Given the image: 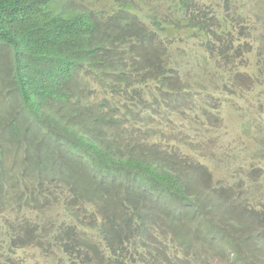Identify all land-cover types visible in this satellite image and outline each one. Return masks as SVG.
<instances>
[{"label": "trees", "instance_id": "1", "mask_svg": "<svg viewBox=\"0 0 264 264\" xmlns=\"http://www.w3.org/2000/svg\"><path fill=\"white\" fill-rule=\"evenodd\" d=\"M171 1L177 18L163 20L141 0H0L21 102L0 117V207L25 212L8 218V254L264 264V154L239 168L220 140L223 104L264 85L233 47L246 33L262 57L264 0ZM5 144L22 161L7 166Z\"/></svg>", "mask_w": 264, "mask_h": 264}, {"label": "rangeland", "instance_id": "2", "mask_svg": "<svg viewBox=\"0 0 264 264\" xmlns=\"http://www.w3.org/2000/svg\"><path fill=\"white\" fill-rule=\"evenodd\" d=\"M67 1L74 2L73 5L75 6L78 4L91 5L96 2V0H66V2ZM141 2L149 5V8L145 9L146 16H149V10L155 7L153 10L160 11L161 15L164 17L162 18L163 20L168 18H177V15L173 13L177 12L178 8L171 0H141ZM200 2L201 4H206L213 7L214 5H218L219 1L200 0ZM177 14L179 17L181 16L179 12ZM230 30L231 27L229 31ZM234 34L235 45H233V47L236 50L240 49V52H243L242 54L245 55V59L252 66V68H250V65L248 64L246 68L242 69V72L249 73L253 69L258 70L256 71L257 75H259L261 71L264 72V53L262 57H258L256 50L250 48V46L253 47L256 44L255 37L254 39L249 38L246 33H243L242 36H236L238 32L236 33L235 31ZM263 46L261 45L260 48L264 50ZM13 67V53L11 49L8 46L0 44V117H4V119L8 118L9 115L16 111V105L21 107V102L16 96L15 91L11 93L9 98V87H11L10 79L13 74ZM251 74L255 76L254 71L251 72ZM261 92H264V85L253 87L251 91L245 90V95L235 102V106L225 102V99L223 98L225 103L223 104L224 106L220 115L222 118L221 128L223 134L222 138L220 139L221 145L228 151H234L236 155L241 158L238 162L239 168L241 164L244 163V161L251 160L250 158H247V156L251 155L252 157V154L258 151H261L264 154V148L260 149V146L256 145V141L258 142V140H262L264 138V133L258 134L259 125H262L264 129V98H259V94ZM239 95H241V93H239ZM247 122H250L251 127L246 126ZM5 145L8 150L13 148L10 145ZM13 149L14 154L10 156L8 154L4 155V160L6 158L7 166L10 167L14 163V159L17 161H22L24 156L22 155V152H24L22 147H18L19 150L17 148ZM254 162L258 163L259 159H256ZM243 166L245 169L247 168L245 165ZM260 168L261 169L259 170H262L263 172L260 180L261 183L264 184V163H262ZM240 176H238L239 179ZM257 181H259V179ZM24 213L25 212H22L21 214L10 213L9 211H6L0 207V264H50L47 263L44 258L38 257L39 255L32 257L29 250L17 251L12 254H8V252L5 251L9 245L8 242L11 240L9 225L13 224V221H8V218L12 216L17 217L18 215L23 216ZM27 216H29V214L25 215L24 217ZM29 219L32 223H36V225L38 224L35 214L30 215ZM14 224L17 225V222H14Z\"/></svg>", "mask_w": 264, "mask_h": 264}]
</instances>
